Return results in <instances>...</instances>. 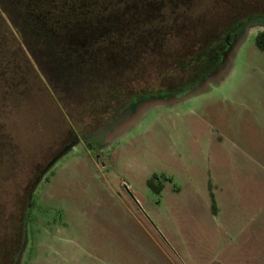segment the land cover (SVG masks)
<instances>
[{"label":"rangeland","instance_id":"obj_1","mask_svg":"<svg viewBox=\"0 0 264 264\" xmlns=\"http://www.w3.org/2000/svg\"><path fill=\"white\" fill-rule=\"evenodd\" d=\"M166 1L178 35L165 38L167 20L147 29L153 58L126 83L243 23L208 73L163 80L167 95L138 98L106 133L63 88V59L31 54L0 5V264H261L244 244L264 263V0ZM125 5L147 23L167 16L163 0Z\"/></svg>","mask_w":264,"mask_h":264},{"label":"trees","instance_id":"obj_2","mask_svg":"<svg viewBox=\"0 0 264 264\" xmlns=\"http://www.w3.org/2000/svg\"><path fill=\"white\" fill-rule=\"evenodd\" d=\"M131 1L142 2V0H0V5L31 54L35 55L48 47L54 54L59 55L53 56V59H63L67 69L62 81L63 88L80 95L83 101L82 112L99 118L104 125L108 123L112 125L131 105L134 98L169 93V85L163 80L172 75L176 73L183 75L188 78V84L205 75L208 69L216 65L230 45L231 36L243 23V18L235 17L211 32L198 43L192 53L178 58L169 71L161 73L157 79L143 81L142 84L131 81L126 83L130 76L140 74L141 63L153 58L154 44L147 45L146 42L139 40L142 34H146L147 29L157 30L167 20L171 22L172 27L164 33L165 38L169 40L170 37L178 35V30L173 27L177 15L171 10L173 9L171 5L168 4L165 10L162 9L167 16L164 15L162 19L158 15L157 19L147 23L141 9L131 10L133 14L126 11L124 14L126 16L121 15L125 12L123 11L125 4ZM164 3L168 2L163 0ZM136 11L139 12L134 14ZM123 18L134 20L129 26L118 24ZM137 18H141V21H136ZM137 42L140 43L138 51L135 47ZM255 44L264 50V31L255 36ZM116 77L123 81H118ZM76 80L78 82L81 80L78 86L81 88L76 89L78 85ZM74 81L77 82L76 85ZM104 128H107V125ZM148 184L155 192L160 191V187L154 185L152 181ZM211 199L214 203L213 194ZM28 207H31V204H28Z\"/></svg>","mask_w":264,"mask_h":264},{"label":"crops","instance_id":"obj_3","mask_svg":"<svg viewBox=\"0 0 264 264\" xmlns=\"http://www.w3.org/2000/svg\"><path fill=\"white\" fill-rule=\"evenodd\" d=\"M211 197V196H210ZM213 198H214V195H213ZM214 201H216V199L214 198ZM211 202H212V199H211ZM213 214H217L216 212H212ZM235 246H232L231 249H233ZM240 249H241V253L242 255L248 257L249 261L251 262V260L253 259H257L261 264H264L262 262V260H260V252L257 254L256 251H259L260 249L256 250L254 248H252L250 245H247V244H244V245H241L240 246ZM234 264H242L240 262V259L237 260V261H233Z\"/></svg>","mask_w":264,"mask_h":264},{"label":"flooded vegetation","instance_id":"obj_4","mask_svg":"<svg viewBox=\"0 0 264 264\" xmlns=\"http://www.w3.org/2000/svg\"><path fill=\"white\" fill-rule=\"evenodd\" d=\"M166 7H168V3H164V4H163V10H165ZM0 23H1V21H0ZM207 73H208V71H207ZM203 76H204V75H203ZM200 78H201V77H200ZM195 82H196V81H195ZM193 83H194V82H191V85H192ZM187 85H190V84H187ZM187 85H186V86H187ZM171 89H172V88H168L169 92L171 91ZM174 89H177V88H174ZM167 94H168V93H166V94L163 93L162 95H167ZM155 95H160V94H158V93H155V94H148V95H146V96H140V97H136V98H134V99H133V102L131 103V105H129L128 108H126V109L124 110V112H122L121 115H122V116H123V115H126V113L129 111V109L131 108V106L134 105V104L136 103V101L139 100L140 98H141L140 100H142V99H144V98L154 97ZM138 98H139V99H138ZM116 121H117V120H116ZM111 127H112V125H111ZM111 127H110V129H111ZM106 129H107V128H102L100 133H103V131L106 133V131L109 130V129H107V130H106ZM100 133H99V131L97 132V134H100ZM159 192H160V191H159Z\"/></svg>","mask_w":264,"mask_h":264}]
</instances>
